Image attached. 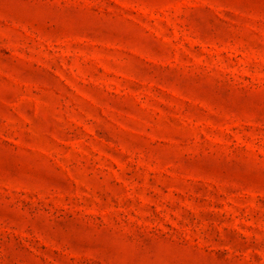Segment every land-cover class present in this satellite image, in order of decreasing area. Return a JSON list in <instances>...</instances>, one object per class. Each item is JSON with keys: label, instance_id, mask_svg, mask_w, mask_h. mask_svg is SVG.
<instances>
[{"label": "rangeland", "instance_id": "rangeland-1", "mask_svg": "<svg viewBox=\"0 0 264 264\" xmlns=\"http://www.w3.org/2000/svg\"><path fill=\"white\" fill-rule=\"evenodd\" d=\"M0 264H264V0H0Z\"/></svg>", "mask_w": 264, "mask_h": 264}]
</instances>
